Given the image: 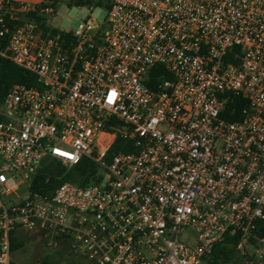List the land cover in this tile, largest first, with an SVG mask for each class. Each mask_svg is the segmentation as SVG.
<instances>
[{
  "label": "built area",
  "instance_id": "obj_1",
  "mask_svg": "<svg viewBox=\"0 0 264 264\" xmlns=\"http://www.w3.org/2000/svg\"><path fill=\"white\" fill-rule=\"evenodd\" d=\"M56 1L0 0V58L38 83L0 100V264L19 228L93 264H205L239 235L259 264L264 0H104L103 24L68 30L51 24ZM157 67L171 79L152 86ZM118 137L133 151L108 157ZM84 158L97 181L31 191L45 160Z\"/></svg>",
  "mask_w": 264,
  "mask_h": 264
},
{
  "label": "trees",
  "instance_id": "obj_2",
  "mask_svg": "<svg viewBox=\"0 0 264 264\" xmlns=\"http://www.w3.org/2000/svg\"><path fill=\"white\" fill-rule=\"evenodd\" d=\"M90 5L94 7L105 6L109 8V5L105 3L104 0H83L79 3V6ZM35 19L36 16L31 15ZM43 26V25H42ZM56 32V30H53ZM241 48L239 46L233 47L227 57L226 62H232L235 65H239V53ZM157 74L162 75L164 78L171 79V75L163 68L157 67L153 71V81L152 86L157 83ZM15 84H25L27 86H38L37 78L30 72L16 66L12 62L0 58V100L8 92L11 86ZM236 108V113L234 116L227 115V118L239 119L240 110L245 106L244 101H237L234 104ZM232 107V106H230ZM119 151L130 152L133 148L129 142L123 141L121 138H117L109 150L108 157ZM100 175V171L95 163L91 160L84 158L81 162L74 166H67L62 161L56 159H47L44 161L43 165L39 168L37 173L33 176L31 180V191L33 193L39 192L43 194H51L53 191L61 184L65 182H72L81 187H85L95 181H97V176ZM239 235L229 236L228 234L225 238L217 243L209 257L207 258L205 264H255L254 256L249 255L248 252H242L239 249ZM20 247V243H17L12 238V251ZM11 264H14L13 262ZM40 264H56L50 260H44ZM66 264H93L87 261L81 263L69 262ZM259 264H264V257L260 260Z\"/></svg>",
  "mask_w": 264,
  "mask_h": 264
},
{
  "label": "rangeland",
  "instance_id": "obj_3",
  "mask_svg": "<svg viewBox=\"0 0 264 264\" xmlns=\"http://www.w3.org/2000/svg\"><path fill=\"white\" fill-rule=\"evenodd\" d=\"M55 10V14L51 17V24L55 28L64 30L76 29L81 23L93 26L103 24L108 17L105 6H79L69 0L56 1ZM13 239L20 243V247L12 251L14 264H40L44 260H50L56 264L86 261L80 255L73 254L66 243L40 230L29 231L26 228H19L13 234ZM254 250L255 247H248L249 253H253Z\"/></svg>",
  "mask_w": 264,
  "mask_h": 264
}]
</instances>
